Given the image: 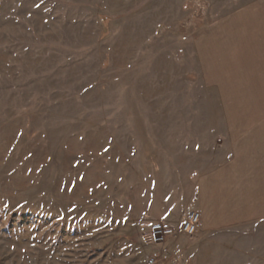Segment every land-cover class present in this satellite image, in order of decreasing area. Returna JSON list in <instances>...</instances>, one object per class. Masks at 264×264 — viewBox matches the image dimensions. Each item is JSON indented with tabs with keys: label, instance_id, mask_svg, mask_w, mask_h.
<instances>
[{
	"label": "rangeland",
	"instance_id": "obj_1",
	"mask_svg": "<svg viewBox=\"0 0 264 264\" xmlns=\"http://www.w3.org/2000/svg\"><path fill=\"white\" fill-rule=\"evenodd\" d=\"M234 155L264 178V0H0V264H146ZM179 228L165 262L264 264Z\"/></svg>",
	"mask_w": 264,
	"mask_h": 264
},
{
	"label": "crops",
	"instance_id": "obj_2",
	"mask_svg": "<svg viewBox=\"0 0 264 264\" xmlns=\"http://www.w3.org/2000/svg\"><path fill=\"white\" fill-rule=\"evenodd\" d=\"M237 157L195 176L191 209L201 214L195 233L200 242H219L223 235H229L228 240L235 243L249 241L251 229L264 225V178L260 177L259 168V174L252 177L250 157ZM160 217L159 222L175 231L180 227L177 222Z\"/></svg>",
	"mask_w": 264,
	"mask_h": 264
},
{
	"label": "built area",
	"instance_id": "obj_3",
	"mask_svg": "<svg viewBox=\"0 0 264 264\" xmlns=\"http://www.w3.org/2000/svg\"><path fill=\"white\" fill-rule=\"evenodd\" d=\"M200 218L201 214L198 210H188L180 225L179 233L187 236L195 234L199 228ZM148 235L149 241L161 249L152 252L148 257L146 264H172V261L165 262L162 260L161 250L167 246L172 238L177 236L176 231L162 222H157L150 224Z\"/></svg>",
	"mask_w": 264,
	"mask_h": 264
}]
</instances>
